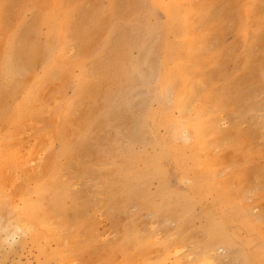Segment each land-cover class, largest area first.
Wrapping results in <instances>:
<instances>
[{
    "label": "rangeland",
    "instance_id": "1",
    "mask_svg": "<svg viewBox=\"0 0 264 264\" xmlns=\"http://www.w3.org/2000/svg\"><path fill=\"white\" fill-rule=\"evenodd\" d=\"M7 43L39 58L4 100L0 264L44 260L1 233L34 204L45 264H264V0H0Z\"/></svg>",
    "mask_w": 264,
    "mask_h": 264
},
{
    "label": "bare ground",
    "instance_id": "2",
    "mask_svg": "<svg viewBox=\"0 0 264 264\" xmlns=\"http://www.w3.org/2000/svg\"><path fill=\"white\" fill-rule=\"evenodd\" d=\"M134 2V1H133ZM48 23L51 20V17H48ZM54 40V39H53ZM137 40V39H136ZM8 44V43H7ZM5 45V49L6 51L1 55L0 57V123L3 120L4 116L5 118H9L11 120H14L16 117H18V114H20V112L18 110H15V108H12L11 111H8V107H6L4 105V100L6 98V96L9 93H14V92H22L24 90V85L22 84L23 82H20L16 79V74L17 71L18 73L22 70L23 68V61L25 60V62H29L31 60V62H36L39 58V54L37 53H28L27 52H20L17 49H15L16 47H13L12 45L8 44ZM153 44V43H152ZM151 44V45H152ZM156 44V43H155ZM72 45V44H71ZM150 45V46H151ZM7 46V47H6ZM38 46V45H37ZM153 47V46H151ZM157 48V46H156ZM158 49V48H157ZM153 51V49H152ZM157 51V50H156ZM51 52V51H50ZM46 53V52H45ZM41 54V53H40ZM49 54V53H48ZM143 55V54H142ZM145 55V54H144ZM49 56V55H48ZM44 57V56H43ZM46 57H47V53H46ZM26 58V59H25ZM79 58V57H78ZM143 58V56L141 57ZM15 60L17 62H15ZM143 60V59H141ZM43 61V60H42ZM140 62V61H139ZM145 67V66H144ZM146 69H148L147 67H145ZM17 69V71L15 70ZM142 69V68H140ZM144 69V68H143ZM94 70V69H92ZM143 71V70H142ZM93 72V71H91ZM98 72V71H97ZM144 72V71H143ZM146 72V71H145ZM95 73V70L94 72ZM102 73V72H101ZM97 75V73H95ZM145 74V73H144ZM143 74V75H144ZM18 76H20V74H18ZM146 76V74L144 75ZM66 81V80H65ZM12 95V94H11ZM8 101V100H7ZM8 102H6L7 104ZM106 107V106H105ZM190 109V108H189ZM187 112V111H186ZM21 115V114H20ZM23 115V114H22ZM50 122V121H49ZM23 123V122H22ZM22 128V126H20ZM19 131V130H18ZM23 131V130H22ZM193 135L195 136L196 140L199 138L200 136V132H199V128L198 126H193ZM40 136V135H39ZM44 136V135H43ZM35 137V136H34ZM33 138V137H32ZM47 140V139H46ZM59 140L61 141V137L59 138ZM52 142V141H51ZM31 143V142H30ZM29 143V144H30ZM100 143V142H99ZM23 144V143H22ZM63 146L66 147V145L63 144ZM27 147V146H26ZM24 147V149L26 148ZM45 147V146H44ZM64 147V148H65ZM30 148V147H29ZM42 148V147H41ZM11 150V149H10ZM9 150V151H10ZM14 150H12V157H9V163L15 165L18 159V155L16 152H13ZM24 151V150H23ZM43 151V150H42ZM11 152V151H10ZM10 152L8 154H10ZM32 152V151H31ZM48 152V151H47ZM22 153V152H21ZM33 153V152H32ZM10 154V155H11ZM37 154V153H36ZM28 155V154H27ZM35 155V154H34ZM11 159V160H10ZM20 159V158H19ZM33 159V158H32ZM2 161V154L0 152V163ZM35 162V161H34ZM33 162V163H34ZM15 163V164H14ZM19 163V162H18ZM20 164V163H19ZM18 164V165H19ZM55 164V163H54ZM23 165V163H22ZM33 166V165H32ZM54 166V165H53ZM20 167V166H19ZM31 167V166H30ZM34 167V166H33ZM37 167V166H36ZM121 168V167H120ZM19 169V168H18ZM68 169V168H67ZM21 170V169H20ZM39 170V169H38ZM30 171V170H29ZM24 172V171H23ZM39 172V171H38ZM68 173V172H67ZM24 174V173H23ZM151 172H146V173H139L136 175L135 178V184L130 182V179L126 178L124 176V174H121L120 177H117L119 180V184H120V190L122 191V196L125 197L126 200L131 199L132 197H136V194L139 190V185L138 183L143 179V176L145 177H150L151 176ZM21 175V174H20ZM36 175V174H35ZM3 176V175H2ZM25 176V175H24ZM28 177V176H27ZM34 178V177H33ZM37 178V176H36ZM56 178V177H55ZM1 181V180H0ZM6 182V180H3ZM11 181V180H10ZM14 182V181H13ZM37 182V181H36ZM52 182V181H51ZM61 182V181H60ZM8 183V182H7ZM1 185V183H0ZM73 185V184H72ZM6 186V185H5ZM36 187V186H35ZM37 189V188H36ZM38 192V191H37ZM42 194V193H41ZM40 195V194H39ZM10 196V195H9ZM19 199V198H18ZM11 200V198H10ZM15 201V200H14ZM19 201V200H17ZM23 201V200H20ZM25 202V201H24ZM4 202L0 199V208L1 206H3ZM14 203V202H13ZM35 205V204H34ZM33 205V206H34ZM33 206H27L24 205L25 210L21 211L20 213H18L15 217V219L13 220L14 222L12 223L13 226L11 225V227H9V225L7 227H5L3 229V231L1 233H4L5 238H8V235H18L20 237V242L23 245H26L27 241L36 246L37 247V251H39V255H42L43 257V261H39V259H37V264H45V261L51 260L55 257L54 254L50 253V251L48 250V245L51 241H53L54 237L53 235L55 234V232H53V235L51 234V232L46 231L47 234L45 233V235H38L35 232V226L31 217V214L34 212ZM37 207V205H35ZM40 208V207H39ZM36 210V209H35ZM37 211V210H36ZM40 211V209H39ZM42 212V210H41ZM15 213V212H14ZM38 213V211L36 212ZM40 213V212H39ZM43 219V218H41ZM35 221V220H34ZM42 221V220H41ZM41 223V222H40ZM46 223V222H45ZM36 224V223H35ZM39 223H37L38 225ZM36 225V226H37ZM39 230V229H37ZM44 230H42L43 232ZM11 232V233H10ZM45 232V231H44ZM43 234V233H42ZM57 235V234H56ZM3 236V235H2ZM4 238V239H5ZM9 239V238H8ZM19 239V238H18ZM15 240V238L13 239ZM39 240L43 241V246H39ZM16 241V240H15ZM41 241V242H42ZM8 242V241H7ZM6 242V243H7ZM1 244V243H0ZM72 244V243H71ZM181 245V243H180ZM3 246V245H2ZM74 246V245H73ZM163 250V258L160 260V262L158 263H151L149 262V260L145 257L141 258L139 261V264H182L181 263V253L183 252L181 250V246H176V245H171V246H163L162 248ZM114 251V250H112ZM185 251V250H184ZM35 252V251H34ZM63 252V251H62ZM115 253V252H114ZM193 253V252H192ZM116 254V253H115ZM162 254V253H161ZM160 256V255H159ZM59 258V257H58ZM118 258V257H117ZM197 258V257H196ZM200 258V257H199ZM186 260V258H184ZM62 260V257H61ZM59 262V261H58ZM130 262V261H129ZM198 263V262H197ZM195 261L191 262L189 264H197ZM64 264V263H63ZM200 264H206L205 262H201Z\"/></svg>",
    "mask_w": 264,
    "mask_h": 264
}]
</instances>
